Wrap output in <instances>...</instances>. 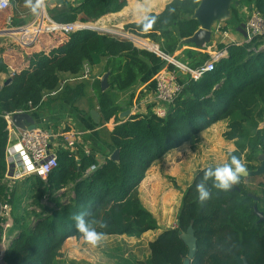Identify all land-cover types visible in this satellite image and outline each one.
I'll return each instance as SVG.
<instances>
[{
    "label": "trees",
    "instance_id": "obj_1",
    "mask_svg": "<svg viewBox=\"0 0 264 264\" xmlns=\"http://www.w3.org/2000/svg\"><path fill=\"white\" fill-rule=\"evenodd\" d=\"M200 1L172 0L162 12L150 13L140 22L127 24L125 29L156 41L165 53L172 55L179 48L180 39L192 36L199 28L198 20L192 15ZM245 1L264 13V0ZM126 4L127 0L66 3L52 14V19L57 23L86 24L120 11ZM231 12L239 18L236 4ZM81 13L85 14L82 18ZM153 17L155 23L149 27L146 21ZM66 37L64 44L49 52L31 54V66L15 72L13 81L0 90V209L9 190L5 179L9 131L4 115L33 112L44 105L50 107L58 99L75 102L87 94L88 80L68 82L56 95L44 96L59 89L62 73L79 74L85 64L96 65L104 57L116 61V68L110 72L109 88L102 90L99 82L95 85L101 124L114 119L110 151L103 153L104 161L100 162L99 151L94 147L87 152L82 143L76 150L60 145L58 166L46 180L31 175L22 182L24 188H31L26 201L16 188L11 192L12 216L20 212L14 218L11 233L17 232L4 254L6 264H59L67 238L82 237L73 220L79 212H87L89 220L104 223L103 228L99 223L94 225L104 235L140 237L157 229V218L140 198V183L151 166L171 149L185 142L195 144L199 135L219 120L230 119L223 135L238 147L230 154L241 159L242 151L247 149L250 160L256 153H264V127H259V121L264 118V37L251 42L218 44L219 49H227L228 55L216 60L215 68L199 79H190L164 117L151 111L145 115L131 114L125 119L119 118L123 108L110 91L128 89L151 65L158 68L165 65L164 58L110 32L83 28ZM135 41L154 47L140 38ZM203 59L181 62L195 68ZM167 65L176 69L172 63ZM181 78L188 80L185 75ZM115 149L120 150L117 160L111 158ZM92 165L96 169L89 171ZM209 166L199 169L184 191L177 226L163 230L149 242L150 255L140 264H184L188 246L181 233L192 220L198 249L190 264H245V261L264 264V221L258 222L259 217L254 213L255 203L264 212V180L256 184L259 193L244 187L242 181L236 185L240 190L233 189L234 185L227 192L213 188L209 181L212 197L201 205L195 188ZM253 168L249 163L248 169ZM28 200L31 210L23 206Z\"/></svg>",
    "mask_w": 264,
    "mask_h": 264
},
{
    "label": "crops",
    "instance_id": "obj_2",
    "mask_svg": "<svg viewBox=\"0 0 264 264\" xmlns=\"http://www.w3.org/2000/svg\"><path fill=\"white\" fill-rule=\"evenodd\" d=\"M82 1L83 0H64L63 3H57L55 0H46L45 6L38 13L33 14L29 8L25 7V0H11L9 7L0 11V90L7 86L4 84L8 78L12 77L13 81V75L15 72L21 71L22 69L31 66V54L41 51L49 52L53 48H56L67 41L66 36H68L69 33L65 30H52L63 31L64 33L62 34H47L52 31H42L39 29L38 25L43 22H46L47 24L55 22L52 19V14L63 9L66 3L80 5ZM170 1L172 0H127V4L120 11L108 13L95 21L87 22L86 25L90 26L88 28L93 26H104L107 29L112 30L110 33L121 38L129 39L121 36L123 32L129 33V31L125 29L127 24L140 22L150 13L162 12ZM252 9L255 8L252 5L247 4V1L239 0V3L237 4L239 18H235L231 12L229 19L215 22L212 27L213 30L210 42L199 47L193 43H183L180 39L181 46H179V42V48L171 56L177 58L179 54L183 53L184 56L187 55L188 57H192L189 58L190 60L188 61H193L196 59L192 54L193 51L201 54V58L209 54L210 56L208 58L205 60L203 59L204 61L202 63H204L216 53L220 54L216 60L222 56L228 55L226 48L219 49L217 45L220 43L228 44L245 42V23L248 19V16L252 12ZM142 39H144L147 44L154 45V47H148L147 45L141 44L135 40H129L133 41L138 48L155 52L157 55H160L164 58V56L158 52V48L160 50L162 49L156 41L150 38ZM165 61V65H163L161 68L168 67V63L174 64L169 60ZM87 66L90 67L89 77L80 78ZM158 67L156 65H151L149 71L139 75L137 81L128 89L124 91L113 90L114 92L111 93L112 98L123 108L119 112L120 119L128 118L131 116V114L145 115L149 114L151 111L153 112L154 104L149 102H152V98L154 96L155 75L157 71L161 69ZM112 68H116V61L110 57H104L101 62L96 65L85 64L84 69L79 74L73 75L67 72L62 73L59 86L61 82L66 79L68 80L66 83H75L88 80L89 86L87 89V94L78 98L75 102L58 99L53 102L50 107L44 105L42 108L34 110L33 112H29L35 118L36 124L38 126L47 127L52 129L54 132H61L62 130L71 129L78 130L82 134L80 142L84 144L86 149L89 150V148L94 147L99 151L97 156L100 162L104 161L103 153L110 150L109 144L112 142L111 131L114 125V119H112L110 122L101 124V114L99 111L95 85L97 82H99L102 88L101 82L106 74H109V84V77ZM108 88L109 85L107 89ZM140 102H142V104H140ZM92 110H96L99 113V121L93 119ZM126 110H129L130 114L128 116L121 117V113ZM229 122V118L219 120L204 130L199 135V138L195 144L185 142L182 145L171 149L163 157L164 164L160 165V167L162 168L165 166L167 168L168 165L171 164L172 168L169 169V171L165 168L164 173L155 172L156 168L153 169V165L156 163L155 162L151 166V170L147 172V175L144 179L147 181L150 179L151 182H154L158 180L159 176H162L163 179H167L168 175H172L173 177L177 178L180 186V189L177 191L180 192L183 197L184 191L192 183L195 174L199 169L209 165H219V159L215 157L218 150L213 142H222L221 144L225 145L227 150L231 149L229 151H233L234 146L229 142L234 141L226 139L223 135L224 132L228 130ZM14 124L17 129H24L21 126H18L16 123ZM99 128L102 130L104 129L105 131L101 132L103 141L99 140L97 136L96 138L94 137L95 129ZM91 131L92 135L86 139L84 135L91 134ZM12 137V140L15 141L17 139V132L13 133ZM201 142L208 143L205 145L206 147H203ZM55 143L57 144V142ZM199 145L200 150L196 152ZM170 158L171 160L172 158L175 160L177 159L175 165H173ZM192 164L199 167L193 168V166L192 169L188 168V166H192ZM28 177L29 176L19 178L15 182L17 193L20 195L22 194L23 198H25V201L31 194V188L25 187V189L22 182ZM19 183L20 185L18 186ZM174 190L176 189L174 188ZM144 205L157 218V229L149 230L143 233L140 237L129 236L126 234L104 235V239L99 245L95 247L88 244L83 239V237H69L63 244L61 255L59 256V264H134V260L140 261L141 258L139 254L131 259L129 251L132 249H129L130 246L133 247L134 250L139 251L138 244L141 241H144L147 243L149 249V242L152 241L158 234H160L165 229L176 227L178 224L177 217L175 220L167 222L156 215L153 207H150V205H146L145 203ZM12 223L10 226L11 231L14 227V223L13 225ZM7 231H9V228L0 235V247L6 246L7 244L9 245L13 238L11 235H9L11 233L8 234ZM15 232H17V230ZM146 254H148V256L150 255V249L148 252H145V255ZM142 257L144 256L142 255ZM117 259L121 261L117 262Z\"/></svg>",
    "mask_w": 264,
    "mask_h": 264
},
{
    "label": "built area",
    "instance_id": "obj_3",
    "mask_svg": "<svg viewBox=\"0 0 264 264\" xmlns=\"http://www.w3.org/2000/svg\"><path fill=\"white\" fill-rule=\"evenodd\" d=\"M10 3L11 0H8L6 5L0 6V11L7 9ZM38 27L42 31L61 29L70 33L75 30L88 28L90 26H87L83 22L68 24L57 22L47 24L46 22H43L39 24ZM91 28L101 32L112 31L104 26H93ZM245 31V42H251L256 38H263L264 13L258 9H252V12L248 16V19L245 23ZM126 34L132 33H122L124 36ZM158 52L161 55L167 57V53L163 52L162 50L158 49ZM219 55V53L214 54L204 63L195 68L178 61L177 58L171 55V58L168 56L167 58H169V61L176 65V69L163 67L157 71L155 75L154 96L152 98V102H149L154 104L153 113L160 117H164L167 114L169 106L174 103L182 93L186 83L190 79L197 80L205 72L213 70L215 68L216 59L219 57ZM180 71H182L181 75ZM89 75L90 67L87 66L80 78H88ZM183 75L188 78L187 81H183L185 80V78H181ZM67 81L68 80L66 79L61 82L59 89L46 93L44 97L46 98L49 95H56L63 88ZM140 104H142V102H140ZM13 114L14 113H7L4 115L9 131V142L6 149L7 171L5 174V179L8 182L9 190L7 192V196L1 201L0 227L3 228V231H6L12 223V205L10 199L11 192L14 191L15 188L16 180L31 175H38L46 180L51 171L58 166L57 150L60 145L68 147L71 150H76L79 143H82L80 142L82 134L78 130L71 129L62 130L61 132H54L52 129L38 125L33 129H17L13 121ZM262 126H264V118L262 121ZM15 132H17V139L13 141L12 135ZM54 141L57 142V144ZM86 151L89 152L88 149H86ZM93 169H96V165H92L89 171ZM6 246L0 247V264H5L3 258L8 247Z\"/></svg>",
    "mask_w": 264,
    "mask_h": 264
},
{
    "label": "rangeland",
    "instance_id": "obj_4",
    "mask_svg": "<svg viewBox=\"0 0 264 264\" xmlns=\"http://www.w3.org/2000/svg\"><path fill=\"white\" fill-rule=\"evenodd\" d=\"M155 48H156V46H155ZM192 54L195 56L194 58H196V61L203 59V58H201L202 55L199 54V53H196L195 51H193ZM164 58H165L164 60H169V58H167L165 56H164ZM189 58H192V57H188L187 55L184 56L183 53L178 55V61H183V60L188 61V60H190ZM112 92H114V91L113 90L110 91V93H112ZM262 121L263 120L259 121V127L260 128L264 127V126H262ZM101 132H105L104 129L103 130L101 128L95 129L94 137L96 138V136H97L99 140L103 141ZM91 135H92V131H91V134H85L84 136L87 139V137H90ZM219 138H220V136H219ZM201 143L203 144V147H204L208 142H201ZM213 143L217 147V150H218L217 154L215 155V157H217L219 159L218 164L220 165V164L228 161L230 159L229 154H230V152H232V151H229L231 149L227 150V147L225 145L221 144L222 142H213ZM229 143L233 144V146H234L233 150H236L238 148L237 145H236L237 143L235 141L234 142H229ZM198 150H200V145L197 147L196 152ZM261 153H263V152H259V154L256 153L254 155L255 157L249 160L248 159V150L244 149L242 151L241 161L244 163V165L246 166L247 170H249L248 169L249 163L255 166V168L250 169L249 171L256 170L261 165V162H260V160L258 158V156ZM227 156H228V158H227ZM177 158H179V157H177ZM184 159H185V157H184ZM170 160H171V158H170ZM171 161H172L173 165H175L177 159L175 160V159L172 158ZM214 162H216V161H214ZM163 164H164L163 163V158L158 160L153 165V169L156 168L155 172L164 173L166 167L165 166H163L162 168L160 167V165H163ZM193 166L194 165L192 164V166H188V168L192 169ZM197 167H199V166L195 165L193 168H197ZM171 168H172V166H171V164H169L166 169L169 171V169H171ZM149 170H151V168ZM262 180H264V174H262V175L261 174L260 175H248V176H244L243 179H241V181H242L241 183L244 185V187L247 186V187L250 188V190H253V191H256L257 193H259V190L257 188H255V187H256V184L258 182L262 181ZM19 185H20V183L18 184V186ZM174 188L176 190H174ZM179 189H180V186H179L178 180H177V178L173 177L172 175H168L167 179L166 178L163 179L162 176H159L158 180L154 181V182L153 181L151 182L150 179L148 181L144 179L140 183V185L138 187L140 198H142L141 199L142 202H144L146 205H150V207H153L155 212H156V215H158L159 217H161L163 220H165L167 222H169L171 220L172 221L175 220V218L178 216V212H179L180 207L182 205V195L180 194V192L177 191ZM30 202H31V200H28V203L26 202L23 206L27 205V208L29 210H31V206L29 205ZM19 212H20V210H19ZM19 212H14L15 214L12 216V221L11 222L14 223V218L16 217V215L19 214ZM30 219L28 221H30ZM13 223H12V225H13ZM10 226H9V231H7L8 234L11 233V230H10L11 227ZM9 235H11V237H14V234H12V233L9 234ZM129 249H132V250L129 251L131 259H133V257L138 255V254L140 255V258H141L140 261L134 260V264H140L142 261L146 260L149 257L148 254L145 255V252H148V250L150 248L148 249L147 243H145L144 241H141L138 244V250L139 251L134 250V248L131 247V246H130ZM142 255L144 257H142ZM118 261H121V260L117 259V262Z\"/></svg>",
    "mask_w": 264,
    "mask_h": 264
},
{
    "label": "water",
    "instance_id": "obj_5",
    "mask_svg": "<svg viewBox=\"0 0 264 264\" xmlns=\"http://www.w3.org/2000/svg\"><path fill=\"white\" fill-rule=\"evenodd\" d=\"M55 1L57 3L64 2V0H55ZM238 3H239V0H201L192 15L193 18L198 20L199 28L194 32L192 36L181 38V41L183 43H193L199 47L204 46L211 40L212 30H213L212 27L214 23L217 21H224V20L229 19L231 16L232 5L233 4L237 5ZM84 16H85L84 13L80 14V18ZM126 35L125 36L121 35V36L129 38L131 40H135V38H140L134 34H126ZM168 56L170 55L167 54V57ZM181 74H182V71H180V75ZM108 75L109 74H106L103 77V80L101 82L103 90H106L109 85ZM11 82H12V77L8 78L5 81L4 85H8ZM129 114H130V111L126 110L123 113H121V117L128 116ZM92 116H93V119H95L96 121H99V113L96 110H92ZM13 121L18 126H21L24 129L26 128L33 129L37 125L35 118L32 116V114L26 111L14 113ZM119 154H120V150L115 149L111 154V158L117 160L119 158ZM258 158L261 162V165L256 170H253V171L247 170V174L245 176L264 174V153H261L258 156ZM235 188L238 189L239 187L236 186ZM250 195L254 197L255 199H258V197L255 196L254 194L250 193ZM254 213L259 217L258 222L264 221V212L259 209L257 203L254 204ZM181 238L184 240V242L188 246V254L184 261V264H190L191 261L194 259L197 253V249H198L197 237L195 235V230H194V220L191 221L187 230L181 233ZM245 264H248V262L245 261Z\"/></svg>",
    "mask_w": 264,
    "mask_h": 264
},
{
    "label": "clouds",
    "instance_id": "obj_6",
    "mask_svg": "<svg viewBox=\"0 0 264 264\" xmlns=\"http://www.w3.org/2000/svg\"><path fill=\"white\" fill-rule=\"evenodd\" d=\"M8 0H0V6H4ZM46 4V0H25V7L29 8L33 14L38 13ZM147 25L150 27L155 23V18L147 19ZM247 174L244 163L234 154H230V159L220 165L209 166L203 172L199 183L196 184V193L198 202L203 205L212 197L209 189V181L212 187L227 192L241 182L242 176ZM87 212H79L73 216L76 229L82 234L83 239L92 246H97L104 239V234L96 230L95 224L99 223L101 228L106 227L102 222L89 220L86 217Z\"/></svg>",
    "mask_w": 264,
    "mask_h": 264
},
{
    "label": "flooded vegetation",
    "instance_id": "obj_7",
    "mask_svg": "<svg viewBox=\"0 0 264 264\" xmlns=\"http://www.w3.org/2000/svg\"><path fill=\"white\" fill-rule=\"evenodd\" d=\"M235 187H236V185L234 186V188H233V189H236ZM238 190H240V188H238Z\"/></svg>",
    "mask_w": 264,
    "mask_h": 264
},
{
    "label": "bare ground",
    "instance_id": "obj_8",
    "mask_svg": "<svg viewBox=\"0 0 264 264\" xmlns=\"http://www.w3.org/2000/svg\"><path fill=\"white\" fill-rule=\"evenodd\" d=\"M141 39V38H140ZM141 41H142V39H141ZM143 41H144V39H143Z\"/></svg>",
    "mask_w": 264,
    "mask_h": 264
}]
</instances>
